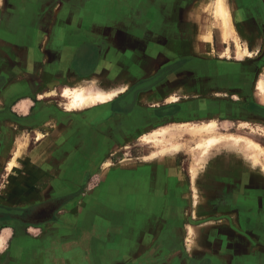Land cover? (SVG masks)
I'll use <instances>...</instances> for the list:
<instances>
[{"label": "rangeland", "instance_id": "rangeland-1", "mask_svg": "<svg viewBox=\"0 0 264 264\" xmlns=\"http://www.w3.org/2000/svg\"><path fill=\"white\" fill-rule=\"evenodd\" d=\"M262 4L264 7V0H262ZM204 5H199L198 15L200 16H202L201 6ZM226 6L232 17L236 32L235 38L231 36L226 37V39L222 38L220 22L213 15L212 23L216 22L219 29L214 28L212 57L195 54V58L198 60L197 63L195 61L189 62L185 66L193 69L198 68L200 65L206 70V74L201 76L202 89L190 90L188 83L192 76L190 78H179L178 81L173 82L174 78H177L181 73L183 76L186 75V72H176L165 83L156 88L154 92H151L150 97H142L144 106L153 104L156 105V108L159 105L163 106L161 98L166 96V106H173L182 101L184 113L188 106V109H190L193 105L198 108V112L183 114L181 119L151 124L137 137L129 138V141L126 136L123 138L110 136V126L112 127L110 122L113 116L106 112L108 106L114 100L107 105L95 103L91 108L96 105L100 106L92 110L89 108L84 113L69 112L64 104L67 103V100L61 94L63 89L59 92L55 91L56 94L50 97L46 96V93L52 91L44 90L45 87L32 93L29 92L28 81H24L26 78L23 77V96L17 101L30 100L31 104L34 103L31 114H38L39 124L37 128L22 126L20 134L18 132L14 135H4L3 132L0 134L1 138H6V143L0 141V233L5 228L11 230L5 248L0 251V264H3L5 259L8 260L13 244L22 237L30 241L26 249L28 252H32L34 248L42 247V245H50L51 249L53 248L56 250L55 252H59V254L54 253L52 255L58 254L60 262L67 259V253L64 251L65 245L68 243L77 244L78 239L77 237L70 238L68 234H64L65 229L71 224L77 228L81 208L87 207L89 209L92 207L94 211L93 208L96 205L93 198L99 203L97 212L104 215V217L99 218L101 220L97 221V224L100 228L103 226L109 228L106 229V232L109 230V232L116 234V222L114 221L115 225L112 224L111 217L122 219L130 213L138 215L140 212L139 216L145 218L146 221L144 224L145 232L148 230L150 233L151 249L158 248L159 245L157 244H160V247L164 248L165 246L167 248L166 253L162 252L164 256L162 261L167 262H162L163 264L171 263L175 256L179 260H182L185 256L182 249H190L188 247L190 227H194L196 231L198 229V237L205 228L213 227L214 223H221L215 221V219L227 216L229 213H238L240 211L239 207L242 205L239 204L240 201L243 203L241 207L245 208L247 212L262 211L264 208V173L249 166L248 162L251 163V161H248L250 155H246L250 153L248 147L244 148L236 144L235 141L228 140V138L229 136L242 135L255 141L264 149V94L258 89L259 81L264 78V20L263 27L260 30L262 38L260 37L258 42L249 43L239 34V30L235 26L232 15L233 5L231 3L228 5L226 0ZM206 17L208 15L203 14L205 23L207 21ZM236 48L238 51L239 49L245 50V48H248L247 51H251L252 54H248L244 58H238ZM46 52L47 42L44 40L39 44V54L46 58ZM169 62L172 61H167V63ZM38 65L37 70H40L42 66L45 68L47 60L40 61ZM23 69V72H27V68ZM159 74L161 72H158L154 77ZM182 80L188 83L184 84ZM82 84L86 87L95 86L98 89L103 88L106 90L110 87L111 89L117 88L116 85H111L108 77H105L102 81L99 79L86 80ZM14 85L13 78V82L10 83L9 87ZM177 89L182 92L179 93ZM11 90L13 91V88ZM171 96L178 98V100L176 102L171 101ZM206 106L209 107L208 111H199L201 107ZM20 113L22 114H18V117L28 118L31 116L28 114L29 110L27 113ZM211 121L217 124L215 134L228 138L208 152L204 164H197L196 160L200 158V155L196 157L192 153L196 141L191 135L184 133L179 140L183 146L180 152L173 154L174 156H169L166 161L158 160L160 162L155 161L157 163L152 164V166L163 165L166 168V190L163 191L162 189L157 192L156 183L149 181H158L160 178H155V174L150 173L146 181H143L145 182L143 188L146 193L139 196L136 194V189L139 188L137 184L143 183L142 180L137 182L135 191L132 193L126 187L127 174H121L123 176H121L122 179L119 180V183L125 191L112 194L114 188L112 183L115 179L113 174L118 171L120 166L118 163L128 156L131 158L143 157L155 149V147L142 141L145 134H150L156 129L171 125H202ZM59 122L67 124L68 128L70 127L71 134L60 133L56 135L55 132ZM82 123L86 124L83 125ZM83 133H87L92 138V143H95V140L99 144L101 140L102 142L109 141L112 143V148L100 161L95 162L94 158H90L89 155H92L95 151H91L89 147L84 150ZM39 134L43 135L41 140L38 138ZM19 144L24 147L22 155L18 160L17 167L14 168L13 172H10L8 171L9 161L14 150L19 148ZM127 144H130L128 148ZM69 150L70 153H68ZM197 152L196 155L199 154V151ZM33 153L34 157H31ZM63 154H66L64 158ZM58 156L62 157L58 158ZM80 156L87 157L88 165L85 171L78 173L76 172L78 168L72 163L74 160H78ZM242 159H246V162L243 163ZM107 160H112L116 167L105 171L104 165ZM259 160L258 165L262 166L264 156H259ZM52 163L58 164V166L53 167ZM238 164H241V168L244 165L246 169L238 168ZM193 167L198 168L197 185L195 184L198 190L197 205L194 204L196 200L192 182ZM31 169L38 170V173L28 172ZM53 169L60 171L53 173L51 172ZM103 171L108 172L106 178H104ZM50 184L52 186L53 184L56 185V189L68 184L69 189L61 194L49 196L27 206L19 202L25 193L44 190ZM238 185L241 187V194L234 188ZM134 196L144 199L149 197L152 201L148 205H141L135 202ZM223 196L227 200L231 197V201L220 203V198H223ZM72 199L73 202L69 205L68 202ZM153 199H156V203H153ZM143 223L141 219L139 221L140 229ZM122 227L120 224V232L118 231V233L123 231ZM175 249H178V251ZM26 254L27 258L23 256V259L12 260L11 263L7 261L6 264H16V262L17 264H30L32 262L30 253ZM154 254L152 253L149 261H147L149 264H159L158 254ZM48 256H51V254ZM119 264L126 263L120 258Z\"/></svg>", "mask_w": 264, "mask_h": 264}, {"label": "crops", "instance_id": "crops-1", "mask_svg": "<svg viewBox=\"0 0 264 264\" xmlns=\"http://www.w3.org/2000/svg\"><path fill=\"white\" fill-rule=\"evenodd\" d=\"M209 1L0 0V134L2 132L4 135H14L16 132L20 134L22 128L17 126L16 121L19 119L17 115L22 114L20 112L27 113L28 110V114L33 115L31 110L34 103L31 104L30 100L15 101L12 107L9 105L11 111L5 110L8 109L6 105L9 95L18 90L23 92V77L26 78L24 81L27 80L29 83V92L34 93L45 87L44 90L54 92L63 89L61 93L63 94L66 87L72 88V86L81 85L83 81L90 79L102 81L105 77L109 78L111 85L114 84L117 87L128 82L133 86L135 83L156 75L157 71L179 59L195 57V54H204L210 57L204 48L197 47L202 42L201 33L208 25L203 21V17L198 15L199 5H207ZM256 1L227 0L228 5L230 3L233 5L232 15L239 34L246 39H251L252 42H258L259 38H262L260 31L263 27L262 10L257 5V2L260 4L262 2ZM215 27L219 29L216 22L213 24V35ZM44 40L47 42L46 58L39 54V44ZM15 45L17 46L15 47ZM18 46H20L22 55V68H27V72H7L6 61L18 59ZM183 55L186 56L183 58ZM42 60H47V66L41 67L42 72H28L29 62L39 64ZM167 61L172 62L167 63ZM195 70L203 71L186 72L184 76L181 73L177 78H174L173 82L178 81L179 78L192 76L189 83L183 82V80L182 82L188 83L190 90H201V76L206 74V70L200 65ZM6 78L8 83L6 82V86H4ZM13 78L15 85L9 87ZM9 88H13V91ZM26 89L28 90V88ZM147 96L149 95L145 94V97ZM97 106L100 105L95 107ZM85 110L80 113H84ZM194 110L196 111L195 108ZM201 110L208 111L209 107H201L199 111ZM82 124L84 125V123ZM55 133L56 135L71 134V130L64 122H59ZM39 136L38 138L41 140L43 135L39 134ZM0 141L6 143V138H1ZM23 148V145L19 144V148L14 150L11 160L17 151H21L22 155ZM111 148V142H102V140L100 144L90 146V150L97 149L95 156L97 161H100ZM62 156L64 158L66 154ZM62 156H58V158ZM145 156L132 157L139 161L119 166L118 171L113 174L115 179L112 183V186L114 185L112 194L125 191L119 183L123 176L121 174H127L126 187L132 193L135 191L137 182L139 180L146 181L150 173H154L155 178H160L158 181H149L156 183L157 192L162 189L166 190V168L163 165L152 166L160 161L153 163L140 161ZM31 157H34V153ZM242 161L245 163L246 159H242ZM83 162V160H78L76 166L82 167ZM248 164L264 173L262 166L253 167L250 162ZM52 166L57 167L58 164L52 163ZM234 167L236 168L235 165ZM238 168H241V164H238ZM241 169L246 168L243 165ZM59 171L51 170L53 173ZM28 172L38 173V170L31 169ZM103 174L106 178L108 172L103 171ZM144 183L137 184L140 189H136V194L139 196L146 193L143 188ZM56 188V185L50 184L44 190L25 193L19 202L26 206L37 203L49 196L67 191L69 186L66 184ZM234 188L239 194L242 193L240 185L234 186ZM94 199L96 205L93 208L94 211L92 207L81 208L77 228L71 224L65 229L64 234H68L70 238L77 237L78 239L77 244L68 243L65 245L64 251L68 258L60 262L58 260L59 252L51 249L50 245H42V247L32 250L33 254L30 259H33L35 264H109V262L110 264H119L120 258L126 264H149L147 261L152 253L158 254L159 264L166 262L162 261L164 257L162 252L166 253L167 248L157 244L158 248L151 249L150 233L148 230L145 232L146 221L145 218L139 216L140 212L138 215L130 213L122 219L111 217L112 224L114 221L116 222L114 225L117 231H115L116 234L109 230L106 232V229L109 228L104 226L100 228L97 224V221L101 220L99 218L104 215L97 212L99 203ZM220 199V203L231 201L224 196ZM151 201L149 197L146 199L135 197V202L141 205H148ZM72 202L73 199L68 204L70 205ZM153 203H156V199H153ZM239 204L243 205L241 201ZM241 206L238 213H223L228 215L215 219L221 223H214L213 227L205 228L198 237L197 229L196 236H193L195 243L192 248L189 250L183 248L182 252L185 253V256L182 260L175 256L169 264H264V208L260 212L252 213L247 212ZM141 219L144 223L140 229L139 221ZM223 222L225 223L223 224ZM120 224L123 226V231L118 233ZM7 231H9L8 241L11 235L9 228H5L0 234ZM29 242L24 237L16 241L12 246V252L8 255V260L5 259L3 264H6L7 261L11 263L12 260L23 259L27 255L26 253L31 252L26 250ZM175 250L178 251V249ZM54 253L58 254L52 255ZM49 254L51 256H48Z\"/></svg>", "mask_w": 264, "mask_h": 264}, {"label": "bare ground", "instance_id": "bare-ground-1", "mask_svg": "<svg viewBox=\"0 0 264 264\" xmlns=\"http://www.w3.org/2000/svg\"><path fill=\"white\" fill-rule=\"evenodd\" d=\"M208 1V0H207ZM61 5V4H60ZM3 6V5H2ZM58 10V9H57ZM202 16L203 14H207L208 17L206 24L207 28L204 29V32L201 33V40L200 44L197 47H202L206 50V54L211 56L213 52V23L212 17L217 19L220 22V31L223 39L226 37H233L235 38L236 32L234 30V26L232 23V17L227 9L226 0H210L207 5L201 6ZM211 16V17H210ZM206 27V26H203ZM228 41V40H226ZM236 41V40H235ZM225 42V41H224ZM229 43V42H228ZM237 45V44H236ZM239 46V45H238ZM238 48V47H237ZM236 48V49H237ZM237 57L244 58L246 55H251L252 53L245 50L238 51L237 49ZM228 54V52H227ZM155 72V71H154ZM132 84L130 82L114 88V89H101L96 88L95 86H83V84H76L75 87H66L63 92V98L67 100L65 107L67 110L77 111L80 112L85 109L91 108L95 103H100L102 105L108 104L109 102L113 101L114 99L118 98L121 94L126 93ZM258 89L262 94H264V78L261 79L258 83ZM56 92L52 91L51 93H47V96L55 95ZM178 98L172 97L171 101H177ZM25 111V110H24ZM217 128V124L214 121L209 123H204L202 125H190V124H181V125H171L166 126L160 129H156L150 134H146L143 136L142 141L148 145L155 147V149L145 156V158L140 159L143 162H155L158 160H166L169 156L180 152L183 148L182 144L179 142L181 136L184 133H188L191 135L195 142V148L193 149L192 153L194 156L200 158L197 159V164H204L205 158H207V154L212 149L216 148L223 140H227L228 137L216 135L215 130ZM40 137V136H38ZM228 140L235 141L236 144L245 147L250 151L246 155L249 156L248 161H251L253 167H256L259 163V156H264V149L261 148L255 141L247 139L241 136H229ZM129 147V145H127ZM199 151V154L196 155V152ZM198 153V152H197ZM21 155V151H17L15 153L14 158L10 161L8 166V171L13 172L14 168L18 165L19 156ZM130 156L126 157L125 159L121 160L118 165L125 166L132 163H137L139 160L134 158H129ZM206 161V160H205ZM134 165V164H133ZM112 167H116V165L112 162V160H107L104 165V170L109 171ZM264 168V164L262 165ZM193 174V184H194V191H195V200L194 204H198V190L196 187V180L198 176V168H192ZM196 184V185H195ZM9 231L0 234V250L3 249ZM197 231L194 227L189 228V235H188V247L191 249L193 244L195 243L194 237L196 236Z\"/></svg>", "mask_w": 264, "mask_h": 264}, {"label": "flooded vegetation", "instance_id": "flooded-vegetation-1", "mask_svg": "<svg viewBox=\"0 0 264 264\" xmlns=\"http://www.w3.org/2000/svg\"><path fill=\"white\" fill-rule=\"evenodd\" d=\"M259 1L262 2V0H259ZM257 5H259V7H261L262 19L264 20L263 4H260L259 2H257ZM250 31L252 32V30H250ZM245 40H247V42H249V43L252 42L251 39L245 38ZM18 45L21 46V44H18ZM16 46L17 45H15V47ZM20 46H18V49L20 48ZM29 52L31 53L32 51H29ZM21 56L22 55H21L20 49H19L18 59H16L15 61H10V59H8L6 61L7 72H11V71L23 72L24 71L22 68ZM185 56L186 55H183V58ZM194 61L197 63V61H198L197 58H195V57L184 58V59H179L173 63H170L169 65H167V66L163 67L162 69H160L159 71H157L159 73L161 72V74H159L158 76H155V77L153 76V77H150L146 80L135 83L130 90H128L126 93L122 94L117 99H115L110 104V106H108V111L106 112V113H109L113 116V119L110 122V123H112V127L110 126V130H111L110 136L115 137V138H117V137L123 138L126 136V139L135 138V137H137V135L139 133L143 132L151 124H156L159 122H166L167 120H172V119H181L183 114H188V113H192V112L197 113L198 108L195 105L191 106L190 109H188L189 108V106H188L186 112L184 113L182 101L178 102L177 104H174L173 106H166V104H167L166 103V96L161 98V100L163 101V103H162L163 106L159 105L157 108H156V105H154V104L149 105V106H144V103L142 101V97L145 96V94L149 95V94H151V92H154L156 88L160 87L163 83H165L176 72H198V71L202 72L203 70H197L196 71L195 68L190 69V68L185 67L189 62H194ZM29 64H30V67L28 68V72H42L43 71V69H40V70L36 69L39 66L38 63L29 62ZM6 82L8 83L7 78L4 81V86H6ZM177 90H179V89H177ZM181 92L182 91L179 90V93H181ZM22 93L23 92H21V90H18L16 92L12 93L11 95H9L8 103L6 105V108H8V109H5V110L11 111L9 109L10 106L12 107V104H14L15 101H17V99L21 98ZM152 108H154V109H152ZM194 108L196 109V111L193 110ZM18 118L19 119L16 121L18 124L17 125L18 127H22L24 125L31 126L32 128L38 127V124H39L38 123V120H39L38 114H35V115L33 114L32 116H30L28 118H22V117H18ZM84 124H86V123H84ZM115 138H114V140H115ZM82 140H83L84 150H86L88 147L90 148L91 145L93 146L94 144H97L96 143L97 140H95V143L94 142L92 143V138L89 137L87 135V133H83V139ZM91 151H95L94 152L95 154L92 153V155H89V156L91 159L94 158V161L96 162L97 158L95 156L97 153V149L91 150ZM137 158H139V157H137ZM78 160L84 161L83 166L80 168H78L76 166L77 165L76 163ZM78 160L77 161L74 160L73 163H75L74 164L75 167L78 168V169H76V172L80 173L82 171H85L86 166L88 165L87 164V157H80V159H78ZM28 224H31V223H28ZM32 254L33 253L30 252V258L32 256ZM16 264H17V262H16ZM23 264H28V263H23ZM30 264H35L33 259H32V262Z\"/></svg>", "mask_w": 264, "mask_h": 264}]
</instances>
